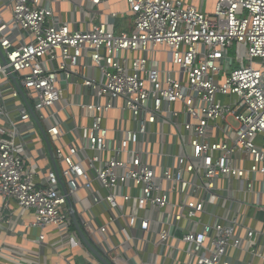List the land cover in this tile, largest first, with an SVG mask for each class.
I'll return each mask as SVG.
<instances>
[{
	"label": "built area",
	"instance_id": "2783aa9c",
	"mask_svg": "<svg viewBox=\"0 0 264 264\" xmlns=\"http://www.w3.org/2000/svg\"><path fill=\"white\" fill-rule=\"evenodd\" d=\"M7 1L10 19L0 20L5 58H0L3 205L13 200L32 211V227L51 226L69 237L70 210L77 215L73 201L83 188L93 205L116 211L124 220V242L133 239L136 227L149 230L150 211L160 210L167 212V219L155 244L174 240L170 251L183 244L182 264H264V218L261 228L244 227V234H238L244 202L236 197L256 194L258 202L247 205L264 214V0H213L210 10L202 6L205 0H125L132 29L118 32L105 22H92L91 9L82 10V5L92 7L103 0H72L89 18L83 30L55 18L42 0ZM83 56L90 63H82ZM61 81L89 90L94 101L77 103L90 111L88 124L76 126L84 144L58 146L57 164L37 185L23 141L16 140L20 133L5 97L20 101V122L38 124L48 140L57 142L66 132L63 111L73 104L64 98ZM120 101L136 127L121 130L110 145L104 119ZM157 123L170 125L179 139L174 166L160 173L147 161L144 144ZM107 151L112 154L103 159ZM220 178L227 185L220 196L225 212L218 216L205 205L214 202ZM94 181L103 194L93 189ZM129 186L137 187L138 195ZM171 193L179 199L173 201ZM131 201L141 215L123 212ZM235 203L239 207L230 215ZM206 217L212 220L204 221ZM115 221L110 216L92 226V232L108 244L105 236ZM76 237L74 244L79 243Z\"/></svg>",
	"mask_w": 264,
	"mask_h": 264
},
{
	"label": "crops",
	"instance_id": "0c3cea01",
	"mask_svg": "<svg viewBox=\"0 0 264 264\" xmlns=\"http://www.w3.org/2000/svg\"><path fill=\"white\" fill-rule=\"evenodd\" d=\"M41 4L50 7L54 17L60 21L68 22L71 29H85L89 18L82 13L83 9H91L93 11L94 19L92 22H105L109 27H113L115 32L117 28L118 31H130L132 29L131 18L127 13L128 6L125 0H103L92 7L82 5V10L79 7H75L76 3L74 5L72 0H42ZM111 13H117L118 16L112 18L110 16ZM10 14L8 1L0 0V20L8 22ZM81 62L90 63L87 56H83ZM60 85L64 91V98L73 104L63 111L61 118L63 123L66 121V124H64L66 132L61 136L60 141L57 142L48 140V143H46L42 131L36 123L31 125L30 123L24 124L20 122L16 110V106H18L20 101L18 99L10 100L5 97V108L20 133V137H17L16 140L18 142L23 141V150L26 151L29 157L27 165L32 167L37 185L43 184L44 174L47 169L53 167L54 162L57 164L54 150L58 146H63L64 149H66V146L80 148L84 144V140L80 139L82 137L81 130L79 128L76 129V126L80 127V125L86 126L88 124L87 115L90 111L81 108L77 103L94 101L89 90L83 89L75 83L67 85L61 81ZM72 114L73 117H71ZM2 123L4 125L7 123L5 118L2 119ZM104 125L108 129V138L110 145H112L119 138L121 130L135 128L136 122L122 109V102L120 101L117 103V107L106 114ZM150 128L151 132L154 131L155 133H150L145 137V148L149 151L147 161L153 165L157 173H160L164 167L174 166V157L178 152L179 139L170 125L157 123L151 125ZM159 131H161L160 134ZM111 154V151L105 152L103 159H107ZM81 157V154L77 155V158L81 159ZM84 165H87L86 161H84ZM57 167L60 170L59 165ZM184 176L186 179L192 180V175L185 174ZM226 185V179L220 178L215 191L217 196L213 203L205 205L206 210L210 211L213 209L218 216L224 214L225 209L222 206L220 196L224 195ZM92 187L94 190L99 191L100 194L104 193L99 189L97 182H92ZM255 189L256 191L258 189L257 183L255 184ZM128 190L132 195H138L137 187L129 186ZM201 196L199 194V198ZM236 197L241 203L244 202L239 208L240 228L237 230L238 234H244V227L261 228L264 214L247 205L258 202L259 196L253 193L243 196L240 193ZM170 198L173 201L179 199L176 193H171ZM260 201L264 202V196H260ZM73 204L77 213L76 220L82 233L99 255L110 264L183 263L184 258L181 251L183 244H179L178 251H170L169 246L174 243V240L169 239L167 245L155 244L156 233L160 227L165 225L167 212L160 210L150 211L152 217L150 229L142 232L136 227L131 230L133 239L124 242L120 229L125 223L124 220L118 217L116 211H110L101 205H93L89 199V193L83 188L77 191ZM237 204L235 203V208L230 211L232 213L230 215H233L239 207ZM122 210L125 214L141 215L143 213L133 201L124 204ZM113 215L117 217V221L110 224L111 232L105 236L108 243L106 244L103 242L101 235L92 232L94 230L92 226L106 223L108 218ZM32 219V211L19 208L13 200H9L8 204L4 206L0 199V264H103L81 241L72 220L67 230L68 237L51 226L43 229L32 227L30 225ZM210 219L212 220V218ZM210 219L208 217L203 218L207 222ZM86 222H89V225ZM41 234L44 236L43 240L38 238ZM176 235L180 236L179 233ZM75 236H77L76 239L79 243H73L75 242L73 239ZM102 244L106 250L102 249ZM257 262L258 260H255V263Z\"/></svg>",
	"mask_w": 264,
	"mask_h": 264
},
{
	"label": "water",
	"instance_id": "95a60500",
	"mask_svg": "<svg viewBox=\"0 0 264 264\" xmlns=\"http://www.w3.org/2000/svg\"><path fill=\"white\" fill-rule=\"evenodd\" d=\"M0 58L2 59V61L3 62H5V58H4V56H3V54L1 53V51H0ZM10 79L12 80V82L14 83V85L16 86V88L19 90V92H20V95H21V97L23 98V92H22V89H21V87L19 86V84L17 83V81H16V79H15V77H14V75H12L11 73H10ZM38 125V124H37ZM39 126V125H38ZM42 134H43V136H44V138H45V141H46V143H48V139H47V137H46V135L44 134V132L42 131ZM54 164V163H53ZM68 203H69V201H68ZM71 211V218H72V221H73V223H74V225H75V228H76V230H77V233H78V235H79V237H80V239H81V241L85 244V246L96 256V257H98L99 259H100V261L103 263V264H110L108 261H106L105 259H103L102 257H101V255H99V253L95 250V248L94 247H92L91 246V244L88 242V240H87V238L84 236V234L82 233V231H81V229H80V227H79V225H78V223H77V220H76V215H75V213H74V211L71 209L70 210Z\"/></svg>",
	"mask_w": 264,
	"mask_h": 264
},
{
	"label": "rangeland",
	"instance_id": "374dc122",
	"mask_svg": "<svg viewBox=\"0 0 264 264\" xmlns=\"http://www.w3.org/2000/svg\"><path fill=\"white\" fill-rule=\"evenodd\" d=\"M198 6L200 5L199 2L196 3ZM212 5H213V0H205L203 3H202V6L206 9V10H210L212 8ZM116 32H118V28L116 30ZM229 55L231 57H234V52L230 50L229 52ZM160 58H164V56H161ZM236 66H239L238 63H235ZM244 65H248V61L247 60H244Z\"/></svg>",
	"mask_w": 264,
	"mask_h": 264
}]
</instances>
